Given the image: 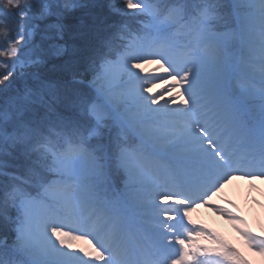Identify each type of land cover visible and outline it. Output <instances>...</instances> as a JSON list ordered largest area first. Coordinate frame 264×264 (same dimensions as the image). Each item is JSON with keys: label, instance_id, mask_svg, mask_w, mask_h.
<instances>
[{"label": "snow or ice", "instance_id": "obj_1", "mask_svg": "<svg viewBox=\"0 0 264 264\" xmlns=\"http://www.w3.org/2000/svg\"><path fill=\"white\" fill-rule=\"evenodd\" d=\"M237 175L264 178V0H0V264H248L186 223Z\"/></svg>", "mask_w": 264, "mask_h": 264}, {"label": "bare ground", "instance_id": "obj_2", "mask_svg": "<svg viewBox=\"0 0 264 264\" xmlns=\"http://www.w3.org/2000/svg\"><path fill=\"white\" fill-rule=\"evenodd\" d=\"M223 191L226 194L225 196L223 195L224 197L221 196L222 194L220 195ZM244 199L251 203L248 207H242V201H244ZM227 201L232 202L233 206L228 205ZM218 208L226 209L233 215L227 216L223 212L218 211ZM193 209L199 216H204L206 212L212 211V216L210 215L209 218L218 220L219 223L227 229L226 231H229V229H231L230 227L234 226L236 229H239L237 227H243L245 228L244 230L251 232V229H253V231L264 232V180H256L249 183L240 180L238 184H225L211 197L208 204L201 202L194 206ZM220 213L224 215L221 216V218H219ZM219 223H215L218 228L220 226ZM197 229H199V227H197Z\"/></svg>", "mask_w": 264, "mask_h": 264}, {"label": "rangeland", "instance_id": "obj_3", "mask_svg": "<svg viewBox=\"0 0 264 264\" xmlns=\"http://www.w3.org/2000/svg\"><path fill=\"white\" fill-rule=\"evenodd\" d=\"M141 73L143 75H146V76H149V75H161L163 70L162 69H159L157 70L156 69V66L154 64H142V68H141ZM165 83L163 81H159V82H154L153 83V92L154 93H158L160 92L164 87H165ZM238 184L240 183V180H235V181H230L229 183L227 184ZM222 194V195H221ZM221 196H225V192L223 191L222 193H220ZM223 196V197H224ZM242 199V198H240ZM228 205H232V202L230 201H227ZM243 205L242 207L246 206L248 207L251 203L249 201H246V199H244V201H242ZM233 206V205H232ZM191 215L193 216H196V214L194 215V209H192L190 212H189ZM189 214V215H190ZM207 216H212V211H208L205 213ZM206 217V216H204ZM204 217H201V216H198V218L201 220V219H204ZM192 217L188 216L186 218V223L190 226V227H196L197 226L199 228H206L208 231L214 233L216 236H218L221 240H223L225 243H227L229 246L231 247H234L236 250H238V252L240 253V255L248 261V264H264V255H261L259 253L258 250L256 249H253L252 247H250L249 243H245L244 239H247L243 232H242V229L244 230L245 228L243 227H237L239 229H229V231H226L224 232V234H222L221 232H219V230L216 228V227H210L208 225H204L206 224L205 222H203L201 220V222L203 224L200 223V226L199 225H195L193 223V221H191V219H189ZM262 218V216H261ZM177 219H179V217H177ZM216 222V220H214ZM200 222V221H199ZM243 225V224H242ZM214 226V225H213ZM244 226V225H243ZM246 227V225H245ZM250 227V226H249ZM231 228V227H230ZM251 229V227H250ZM238 230V231H236ZM254 234L258 235V236H261V237H264V232H254ZM77 235H80V234H77ZM196 241L199 245H202V246H207V247H210V248H215L217 246V241L216 240H213L212 238L206 236L205 234H201L199 236L196 237ZM248 241V240H247ZM74 243L77 245V248L75 249V251H79L81 254H84L85 252L87 251H92L94 247L98 248L99 246L95 244V241H93L91 239V237H88V238H79L77 240L74 241ZM212 255H215L214 253ZM86 259H92V257H87L85 256ZM98 264H102V262H98Z\"/></svg>", "mask_w": 264, "mask_h": 264}, {"label": "trees", "instance_id": "obj_4", "mask_svg": "<svg viewBox=\"0 0 264 264\" xmlns=\"http://www.w3.org/2000/svg\"><path fill=\"white\" fill-rule=\"evenodd\" d=\"M37 39H39V37H37ZM9 214L10 215H14V211L13 210H9ZM8 234L7 229L4 226V220L2 218H0V236L6 235Z\"/></svg>", "mask_w": 264, "mask_h": 264}]
</instances>
